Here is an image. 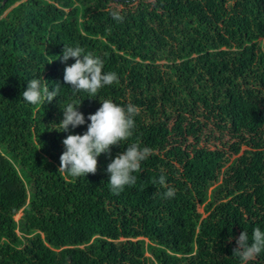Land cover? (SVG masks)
<instances>
[{
  "label": "trees",
  "instance_id": "trees-1",
  "mask_svg": "<svg viewBox=\"0 0 264 264\" xmlns=\"http://www.w3.org/2000/svg\"><path fill=\"white\" fill-rule=\"evenodd\" d=\"M64 45L100 57L117 81L74 92ZM34 78L59 95L26 102ZM104 100L138 107L133 135L97 157L95 174L58 171L63 139L84 134ZM69 103L86 122L65 132ZM133 143L152 154L115 195L107 165ZM161 175L165 186L153 184ZM256 227L264 0H0V264H241L236 238Z\"/></svg>",
  "mask_w": 264,
  "mask_h": 264
},
{
  "label": "clouds",
  "instance_id": "clouds-1",
  "mask_svg": "<svg viewBox=\"0 0 264 264\" xmlns=\"http://www.w3.org/2000/svg\"><path fill=\"white\" fill-rule=\"evenodd\" d=\"M110 14L117 23L123 22L124 17L119 11L114 10ZM69 58H75V63L65 67L63 80L74 92L83 90L88 93V97H95L99 89L105 85H112L118 79L115 72H102L104 64L100 57L91 53L84 54V50L79 46L64 45L61 62H67ZM59 92V84L50 91L41 79L34 78L27 82L22 97L32 105L45 101L51 103ZM77 106L69 103L62 109L63 119L59 124L62 131L68 132L70 128L75 129L85 124V116ZM138 114L139 109L136 105L128 104L124 107L110 100L102 101L101 107L95 113L88 115L87 119L90 123L84 134H69L63 139L65 151L60 156L58 171L68 173L72 177L95 174L97 157L102 153L110 154L111 146L121 145L133 135L134 117ZM151 154L150 148L141 149L135 143L117 154L106 169L110 174L108 183L111 192L119 195L125 186H135L137 182L135 174L141 172V163ZM165 180V176L161 175L158 181L153 180V184L159 183L165 186ZM163 196L171 199L175 196V190L168 188ZM262 251H264V231L256 227L252 231L251 241L247 231L240 233L236 238L233 255L239 258L241 264H249Z\"/></svg>",
  "mask_w": 264,
  "mask_h": 264
},
{
  "label": "rangeland",
  "instance_id": "rangeland-1",
  "mask_svg": "<svg viewBox=\"0 0 264 264\" xmlns=\"http://www.w3.org/2000/svg\"><path fill=\"white\" fill-rule=\"evenodd\" d=\"M21 215V213H19L18 215H17V217H19Z\"/></svg>",
  "mask_w": 264,
  "mask_h": 264
}]
</instances>
